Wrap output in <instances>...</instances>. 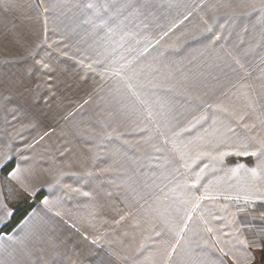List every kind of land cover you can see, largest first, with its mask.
I'll use <instances>...</instances> for the list:
<instances>
[{
	"label": "crops",
	"instance_id": "1",
	"mask_svg": "<svg viewBox=\"0 0 264 264\" xmlns=\"http://www.w3.org/2000/svg\"><path fill=\"white\" fill-rule=\"evenodd\" d=\"M149 13L160 38L165 28L199 29L188 45L178 41L186 37L181 32L165 44L217 56L198 67L233 70L227 76L237 80L255 70L257 83L264 79L257 72L264 70V0H0V69L51 68L48 48L67 37L107 36L101 45L126 48L125 34L116 31L121 22ZM0 83L34 82L16 76ZM234 100L239 103L232 105L233 116L222 111V126L211 119L183 147L189 151L181 154L183 167L170 183L140 188L141 199L126 204L120 221L116 207L104 221L101 205L85 198V190L78 191V204L65 200L70 196L55 176L43 175L42 186L33 189L34 171L45 172L25 164L23 188L31 196L45 194L10 233L0 234V264H264V93L237 94ZM2 140L0 228L12 214L7 181L21 185L19 173L12 172L16 157ZM7 156L14 166L3 176Z\"/></svg>",
	"mask_w": 264,
	"mask_h": 264
},
{
	"label": "rangeland",
	"instance_id": "2",
	"mask_svg": "<svg viewBox=\"0 0 264 264\" xmlns=\"http://www.w3.org/2000/svg\"><path fill=\"white\" fill-rule=\"evenodd\" d=\"M153 15L121 22L116 31L125 34L126 48L101 45L107 36L67 37L48 48L51 68L0 69V81L27 76L34 82L0 83V128L7 154L17 161L12 172L24 177L25 164H35L45 173L34 171L33 189L42 186L43 175L55 176L70 196L65 200L74 204L85 190L107 222L112 207L124 219L126 204L141 199L140 188H165L183 167L181 154L189 151L183 147L211 119L222 126V111L233 116L237 94L264 93V79L257 83L255 70L237 80L227 76L233 70L198 67L199 61L217 59L215 54L165 47L177 32L188 45L199 29L174 33L164 26L160 38ZM31 156L36 161L28 162ZM23 184L22 176L21 185L7 181L13 204L31 196Z\"/></svg>",
	"mask_w": 264,
	"mask_h": 264
},
{
	"label": "trees",
	"instance_id": "3",
	"mask_svg": "<svg viewBox=\"0 0 264 264\" xmlns=\"http://www.w3.org/2000/svg\"><path fill=\"white\" fill-rule=\"evenodd\" d=\"M14 166L13 160L5 164L1 168V174L3 176H7L9 171ZM44 191L40 190L34 195L30 196L28 199H24L23 201L16 202L11 205L12 214L9 220L0 228V234H8L10 233L20 222L21 220L35 207V205L40 202L44 196ZM261 254V263H264V245L260 250Z\"/></svg>",
	"mask_w": 264,
	"mask_h": 264
},
{
	"label": "snow or ice",
	"instance_id": "4",
	"mask_svg": "<svg viewBox=\"0 0 264 264\" xmlns=\"http://www.w3.org/2000/svg\"><path fill=\"white\" fill-rule=\"evenodd\" d=\"M45 67H47L46 65H45ZM243 155H249V153H247V152H244V153H242ZM253 155H254V153H253ZM0 163H2V162H0Z\"/></svg>",
	"mask_w": 264,
	"mask_h": 264
}]
</instances>
